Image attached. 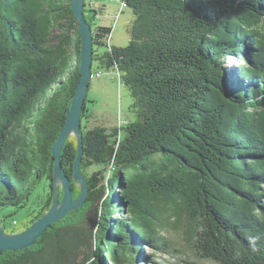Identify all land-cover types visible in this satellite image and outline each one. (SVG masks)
I'll return each instance as SVG.
<instances>
[{
	"label": "trees",
	"instance_id": "1",
	"mask_svg": "<svg viewBox=\"0 0 264 264\" xmlns=\"http://www.w3.org/2000/svg\"><path fill=\"white\" fill-rule=\"evenodd\" d=\"M117 1L120 14L134 15L124 47L110 45L112 29L94 27L98 13L86 2L84 14L93 62L117 72L136 118L111 130L82 128L84 204L33 246L1 253L0 264H156L180 252L161 233L169 227L198 260L264 264V0ZM69 3L0 0V208L13 209L0 218L7 234L52 205L51 149L80 78ZM87 103L82 119L90 117ZM76 155L69 136L60 157L73 200L81 191L72 180ZM41 184L36 209L18 225L10 217ZM92 206L100 209L95 228Z\"/></svg>",
	"mask_w": 264,
	"mask_h": 264
},
{
	"label": "rangeland",
	"instance_id": "2",
	"mask_svg": "<svg viewBox=\"0 0 264 264\" xmlns=\"http://www.w3.org/2000/svg\"><path fill=\"white\" fill-rule=\"evenodd\" d=\"M86 6L87 11L91 9L98 13V16L94 20V27L102 26L112 29L109 40L111 46L124 47L128 45L130 40L128 29L134 19V15L130 9L122 8V13L120 14L122 6L117 0H88ZM56 32H59V30H56ZM105 50L106 47L98 49L99 52H104ZM232 62H234L235 66L239 64L233 60H228L226 64ZM72 65H74V59L72 60ZM239 65L242 66L243 64L241 63ZM91 72L93 76L90 80L87 94L88 103L86 104L90 117L88 119H82V128L87 130L93 127H103L111 130L114 127L125 125L126 122L134 121L136 113L132 107L133 99L128 89L121 84L117 72L115 70L106 71L99 69L96 62L92 63ZM98 73L100 75L96 77ZM93 170H96V167L90 168L88 172H92ZM42 187V184L39 188L37 186L25 209L18 211L15 215L10 217L15 218L18 225L30 219V213L36 209L38 199L43 195ZM12 211L13 209L10 207L0 208V218L11 214ZM89 217L91 220H94L93 228L98 226L100 209L98 208L95 211V207L92 206L89 211ZM10 218L6 219V221L9 222ZM161 233L168 238L180 252L176 253L174 258L162 254L158 256L156 264H160V262L164 264H183L185 261L196 262L198 264H212L209 261L195 258L180 241L179 231L169 227L161 230Z\"/></svg>",
	"mask_w": 264,
	"mask_h": 264
},
{
	"label": "water",
	"instance_id": "3",
	"mask_svg": "<svg viewBox=\"0 0 264 264\" xmlns=\"http://www.w3.org/2000/svg\"><path fill=\"white\" fill-rule=\"evenodd\" d=\"M86 0H70L69 6L77 21L80 41L79 82L72 98L71 106L66 113L64 126L51 149L54 159L53 167V201L47 212L36 220L24 231L17 234L5 233L0 223V254L3 252H16L33 246L37 240L52 227L61 221L70 211H76L82 207L87 198V182L80 172V164L83 156L82 143V113L87 99L89 84L92 76L93 63V38L92 29L84 14ZM74 136L77 143V155L73 164L72 180L77 182L80 194L73 200L71 194V181L66 176L61 163V151L66 139ZM63 196L59 200V190Z\"/></svg>",
	"mask_w": 264,
	"mask_h": 264
},
{
	"label": "built area",
	"instance_id": "4",
	"mask_svg": "<svg viewBox=\"0 0 264 264\" xmlns=\"http://www.w3.org/2000/svg\"><path fill=\"white\" fill-rule=\"evenodd\" d=\"M122 6H124V5H122ZM111 36V35H110ZM110 40V37L108 38V41ZM100 74L98 73V74H96V77H98ZM93 76V75H92ZM91 76V77H92ZM14 225H15V223H13Z\"/></svg>",
	"mask_w": 264,
	"mask_h": 264
},
{
	"label": "clouds",
	"instance_id": "5",
	"mask_svg": "<svg viewBox=\"0 0 264 264\" xmlns=\"http://www.w3.org/2000/svg\"><path fill=\"white\" fill-rule=\"evenodd\" d=\"M92 78V77H91Z\"/></svg>",
	"mask_w": 264,
	"mask_h": 264
}]
</instances>
